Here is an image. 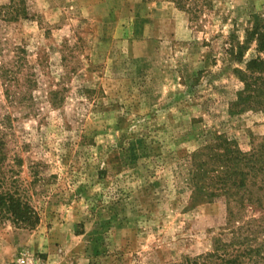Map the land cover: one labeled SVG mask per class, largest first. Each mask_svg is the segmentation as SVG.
Here are the masks:
<instances>
[{
	"label": "rangeland",
	"instance_id": "374dc122",
	"mask_svg": "<svg viewBox=\"0 0 264 264\" xmlns=\"http://www.w3.org/2000/svg\"><path fill=\"white\" fill-rule=\"evenodd\" d=\"M257 32L264 0H0L5 168L40 215L0 224V264H182L231 239L211 177L264 144Z\"/></svg>",
	"mask_w": 264,
	"mask_h": 264
},
{
	"label": "trees",
	"instance_id": "16d2710c",
	"mask_svg": "<svg viewBox=\"0 0 264 264\" xmlns=\"http://www.w3.org/2000/svg\"><path fill=\"white\" fill-rule=\"evenodd\" d=\"M257 34L264 49V34ZM253 88L258 91L260 86ZM5 144L0 135V224L9 221L20 228L34 229L40 222V215L19 185V180L15 178L13 185L10 184L11 179L5 168ZM230 152L227 159L231 164L224 175L211 177V180L218 179L221 194L227 197L228 203L234 202L239 206L237 210L230 211V223L237 222L230 229L232 238L222 233L221 237L215 239L211 252L189 258L182 264H264V214L261 218L251 216L240 219L248 205L264 209V144L261 149H254L249 154H243L237 149ZM233 162L237 165L234 171L231 170ZM259 178L262 185L257 191L255 187L260 182Z\"/></svg>",
	"mask_w": 264,
	"mask_h": 264
}]
</instances>
